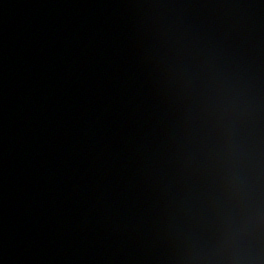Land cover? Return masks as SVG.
<instances>
[{
    "label": "water",
    "instance_id": "obj_1",
    "mask_svg": "<svg viewBox=\"0 0 264 264\" xmlns=\"http://www.w3.org/2000/svg\"><path fill=\"white\" fill-rule=\"evenodd\" d=\"M37 264H264V0H25Z\"/></svg>",
    "mask_w": 264,
    "mask_h": 264
}]
</instances>
